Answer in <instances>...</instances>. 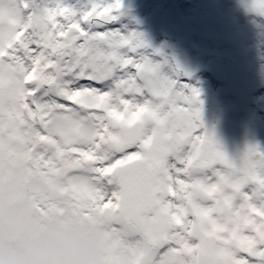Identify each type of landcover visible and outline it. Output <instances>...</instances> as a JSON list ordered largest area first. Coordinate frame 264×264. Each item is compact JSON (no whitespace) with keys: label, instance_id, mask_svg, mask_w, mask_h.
Segmentation results:
<instances>
[{"label":"snow or ice","instance_id":"obj_1","mask_svg":"<svg viewBox=\"0 0 264 264\" xmlns=\"http://www.w3.org/2000/svg\"><path fill=\"white\" fill-rule=\"evenodd\" d=\"M123 7L0 0V158L63 172L74 209L139 225L140 264H264V147L225 151L191 73L127 31Z\"/></svg>","mask_w":264,"mask_h":264},{"label":"rangeland","instance_id":"obj_2","mask_svg":"<svg viewBox=\"0 0 264 264\" xmlns=\"http://www.w3.org/2000/svg\"><path fill=\"white\" fill-rule=\"evenodd\" d=\"M216 1L223 8L212 13L202 0H123L125 15L120 23L127 31L142 33L149 50H159L157 59H167L191 73L186 79L201 90L205 128L225 151L236 154L248 143L264 147V76L258 87L248 77L258 73L263 63L264 40L257 34L264 27V16L239 13L238 5L247 10L251 0ZM221 48L226 51L219 54ZM17 166L48 178L52 191L73 204L63 172L45 175L15 156H5L0 158V178L6 168ZM37 201L43 209L49 202ZM81 213L102 219L103 238L118 254L116 264H140L144 234L139 225L115 211Z\"/></svg>","mask_w":264,"mask_h":264},{"label":"clouds","instance_id":"obj_3","mask_svg":"<svg viewBox=\"0 0 264 264\" xmlns=\"http://www.w3.org/2000/svg\"><path fill=\"white\" fill-rule=\"evenodd\" d=\"M38 199L65 211L39 213ZM105 227L100 217L71 210L37 172L17 166L0 178V264H116Z\"/></svg>","mask_w":264,"mask_h":264},{"label":"bare ground","instance_id":"obj_4","mask_svg":"<svg viewBox=\"0 0 264 264\" xmlns=\"http://www.w3.org/2000/svg\"><path fill=\"white\" fill-rule=\"evenodd\" d=\"M203 3H205V8L209 11V12H215L217 11L218 9H222L223 7L219 4L218 1L216 0H202ZM264 40V27H262V30L260 31V33L257 34V37H260ZM223 51H226L225 48H221V50H219V54H221ZM262 60H263V63L258 65V73H251L249 74L248 77H250V80L252 81V85L254 87H258L259 85H261V77L264 76V54L262 56ZM264 83V82H263ZM68 207L73 210V211H77V212H81L80 210H76L74 209V205L68 201H66ZM44 208H45V212L43 214H47L49 212H56V210L59 209L62 211L59 212V213H62L65 211V208L63 207H57L56 204H53V203H45L44 204ZM36 211V210H35ZM84 215V214H83ZM87 216V215H85Z\"/></svg>","mask_w":264,"mask_h":264},{"label":"trees","instance_id":"obj_5","mask_svg":"<svg viewBox=\"0 0 264 264\" xmlns=\"http://www.w3.org/2000/svg\"><path fill=\"white\" fill-rule=\"evenodd\" d=\"M226 2H229V3H232V0H225ZM247 9V8H246ZM238 11H239V13H241V14H243V15H245V16H248V15H252L253 14V12L252 11H250V10H245V9H241L240 7H239V5H238ZM128 221V220H127Z\"/></svg>","mask_w":264,"mask_h":264},{"label":"flooded vegetation","instance_id":"obj_6","mask_svg":"<svg viewBox=\"0 0 264 264\" xmlns=\"http://www.w3.org/2000/svg\"><path fill=\"white\" fill-rule=\"evenodd\" d=\"M243 1H245V0H243ZM235 3H240V0H235ZM239 7H240L241 9H245L244 7L242 8L241 5H239ZM247 9L249 10V8H247Z\"/></svg>","mask_w":264,"mask_h":264}]
</instances>
